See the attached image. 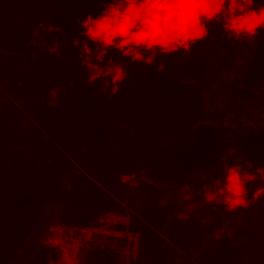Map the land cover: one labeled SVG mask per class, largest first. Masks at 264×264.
Returning <instances> with one entry per match:
<instances>
[{"label":"trees","instance_id":"trees-1","mask_svg":"<svg viewBox=\"0 0 264 264\" xmlns=\"http://www.w3.org/2000/svg\"><path fill=\"white\" fill-rule=\"evenodd\" d=\"M103 6L0 0V264L28 248L37 250L20 264H50L47 236L36 235L56 213L62 230L76 229L63 241L71 255L86 230L106 222L113 264L128 257L135 264H264V197L231 212L204 198L222 184L225 164L257 175L249 199L264 186L256 172L264 168V131L247 101L264 96V30L252 40L229 39L211 23L188 52L158 54L150 66L111 51L127 72L113 95L111 77L89 84L74 46L77 17ZM53 45L59 54H49ZM230 71L217 96V80Z\"/></svg>","mask_w":264,"mask_h":264},{"label":"clouds","instance_id":"clouds-1","mask_svg":"<svg viewBox=\"0 0 264 264\" xmlns=\"http://www.w3.org/2000/svg\"><path fill=\"white\" fill-rule=\"evenodd\" d=\"M104 4L97 15L77 17L79 38L74 46L78 56L89 69V84L99 78L111 77L112 94L127 78L125 65L109 53L116 51L130 63L152 65L156 55L188 52L193 45L209 36L208 25L221 24L229 39L256 38L264 30V5L254 6V0H100ZM59 30V29H57ZM49 54H59L58 45ZM147 54V55H146ZM103 65V67H101ZM163 70V65L160 69ZM57 89L50 92L53 101ZM264 178V168L256 169ZM130 178L122 176L127 183ZM257 175L244 171L240 165H224V176L219 187L205 191L208 203H223L227 211L248 208L264 197V186L258 187L249 199L247 185Z\"/></svg>","mask_w":264,"mask_h":264},{"label":"rangeland","instance_id":"rangeland-1","mask_svg":"<svg viewBox=\"0 0 264 264\" xmlns=\"http://www.w3.org/2000/svg\"><path fill=\"white\" fill-rule=\"evenodd\" d=\"M247 50H243L241 52H238L236 55V59L234 62V65L236 68H240L244 65V62H246V52ZM235 72L230 71L228 73L223 72V74L220 76V79L217 80V91L214 94H217L223 96L222 89L227 88L225 86L230 82L232 77H234ZM216 96V97H217ZM212 101V103L216 106L217 105V98ZM222 101L226 102L227 98H222ZM264 100V96H260L258 98H250L247 101H250L252 103L254 109V113L257 112L259 115H257L258 122L260 124V129L263 128L262 131H264V111L260 112L261 109L264 108L262 101ZM247 125L248 124L247 122ZM231 143L226 144L222 147L218 148V156L217 158H220L221 155L229 153V150H231ZM223 157V156H222ZM184 200H182L183 202ZM194 205H187L185 207V210L189 211V208H193ZM57 214L56 213L53 218L52 216H48L46 219L43 230L36 235L38 240H41L43 236H47V246H46V256H47V262L50 264H113L112 257L110 256L109 252L112 251V238H110L111 234V226L110 224L106 222H102L100 226L97 228L86 230L85 234L81 236L80 242L75 241L79 244V247L76 249V253L73 252V255L69 253L68 249H66V237L67 234L70 232H73L76 229L70 230V228L66 230H62L60 228L61 224L57 221ZM180 219L184 216L183 209L177 213ZM51 218L53 220H51ZM125 219V218H124ZM46 227V228H45ZM82 232V231H81ZM80 233V232H78ZM82 235V234H81ZM43 242V241H42ZM39 246V245H38ZM43 246V245H42ZM34 247V245L32 246ZM39 248V247H38ZM37 250V248H28L25 249L21 254L18 255L17 259L13 262V264H20L24 261H30L32 260L33 253ZM66 253L68 256H66ZM75 253V255H74ZM84 256V257H83ZM67 262V263H66ZM119 264H135L134 260H131L129 257L126 258L123 261H120Z\"/></svg>","mask_w":264,"mask_h":264}]
</instances>
